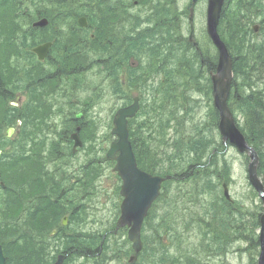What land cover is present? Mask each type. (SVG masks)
I'll return each instance as SVG.
<instances>
[{"label": "trees", "instance_id": "16d2710c", "mask_svg": "<svg viewBox=\"0 0 264 264\" xmlns=\"http://www.w3.org/2000/svg\"><path fill=\"white\" fill-rule=\"evenodd\" d=\"M231 1H235L236 4L232 8H226L225 18L220 23V31L231 35L224 39L233 59L238 61V45L244 33L241 17L244 18L248 12L255 11L258 7L255 5L251 9L247 6L253 0H228V2ZM179 49L181 50L182 46ZM130 50L140 58V61L150 60L151 64L155 65L159 60L155 53L151 54L149 49L140 44L133 45ZM176 59L175 62L170 60V64L182 59L195 62L196 56L188 54L186 57L179 51ZM148 75V73L137 75L133 71L129 75L128 82L144 84ZM181 75L179 78L174 77L170 68L165 75L164 83L160 82L152 93L143 90L140 92L146 104L142 109L143 119L141 122L132 123L130 127V139L139 167L152 174L173 177L171 181L164 184V192L145 227L144 245L148 264H162V261L157 262V256L161 253L159 251H170L171 248L175 251H207L223 255L231 250L230 246L234 243H246L248 247L245 251H255L259 246L255 236V229L259 227V222H248V225L245 217L237 214L231 204L224 202L218 191L219 182L215 178L219 176V173L221 174V164L217 155H212L213 149H219L212 131L216 130L217 112L212 109L211 118L206 123H197L194 118L188 116L186 122L189 120L190 125L188 127L180 125L188 115V102L198 97L190 92L186 94L182 91V84L188 78ZM175 83L178 86L176 89H174ZM190 85L192 83L186 86ZM112 89L115 96H122L118 80H115ZM10 117L13 118L4 109V101L0 98V128L12 123ZM26 119L27 117L23 118V120ZM261 122L263 121L261 120L259 124L252 123L257 145L264 141V124ZM171 127L175 132L173 142L166 140ZM88 128L91 129V127ZM82 137L87 140V136L82 134ZM158 140L162 147L161 157L158 152L160 147L156 145ZM54 149L60 151V148ZM51 160L57 161L54 158ZM33 168L32 176L27 174L22 178L20 183L22 187L16 195V192L11 191L12 173L6 175L5 171H1L0 180L5 182L7 197H0V245L3 246L7 264H48L49 256L51 255V258L54 256L44 243L53 230L60 226L62 217L74 211L72 217L74 224L78 226L87 215L85 207L78 206L80 203L78 199L80 194L84 193L83 191L75 194L71 201L60 200L58 196L62 195L63 190L60 178L54 177L52 171H46L39 161L33 164ZM183 177H185L183 181L190 187L173 191L171 187L173 182L183 183L180 181ZM93 178L90 175L89 180ZM28 184H35V191L46 189L57 198L49 195L34 202V199L30 198ZM192 229L197 231L196 234L199 237L197 241L182 249V245L188 242V236L184 237L182 232L188 234ZM105 233H108V230ZM62 236L66 238L63 240L65 245L63 253L74 255L73 258L83 256L94 258L98 251L102 249L110 251L111 248L107 239L104 243L101 232L84 238L77 233L67 235L64 228H59L57 240ZM164 238L170 244L168 247L162 243ZM71 259L69 258L66 264ZM185 261L186 264H201L197 259Z\"/></svg>", "mask_w": 264, "mask_h": 264}, {"label": "flooded vegetation", "instance_id": "af4514ba", "mask_svg": "<svg viewBox=\"0 0 264 264\" xmlns=\"http://www.w3.org/2000/svg\"><path fill=\"white\" fill-rule=\"evenodd\" d=\"M33 1L27 0L28 8L24 11L19 9L16 15L21 13L31 18L32 12L35 18L33 21L31 18L30 27L40 19L47 20L48 26L31 30L27 20L18 30H27L28 41L37 36V45L34 48L49 42H52L53 46L44 62L49 78L43 83H30L34 86L32 93L36 87L40 89V85L45 86L51 81L55 87L57 80L67 73H80L81 66L77 63L82 62L83 46H88V43L92 48H123L125 56L132 41L146 37L148 32H167L170 27L177 26L178 22L176 9L173 8L174 15L170 13V8L177 4L176 0H44V6L37 9L33 6ZM9 5L10 3H7L6 7ZM83 17L88 23L87 28L80 26ZM152 39L150 37L147 40ZM168 39L169 36L162 37L163 41ZM176 42L174 39L166 46H174ZM117 54L119 55L120 51ZM94 61H98V58H94ZM247 77L251 83L245 82L243 78L237 83V115L241 120L252 118V122H257L252 114L257 109L264 123V78Z\"/></svg>", "mask_w": 264, "mask_h": 264}, {"label": "rangeland", "instance_id": "374dc122", "mask_svg": "<svg viewBox=\"0 0 264 264\" xmlns=\"http://www.w3.org/2000/svg\"><path fill=\"white\" fill-rule=\"evenodd\" d=\"M180 1V7L183 8L187 0H179ZM205 3L203 2L201 4V7L203 8ZM200 22L198 23V39L203 47V41H207L204 33V25L205 21L203 19V16L199 17ZM197 31V26H196ZM183 35L187 36L189 35V27L185 25L183 29ZM204 48V47H203ZM96 73V70H92L87 73L85 77V81L87 82V86L81 91V98L82 100L89 98L93 96L96 98L93 107L90 108V112L87 116V119L90 117L94 120L95 125L97 126V135H98V143H101V148L104 150L107 148L106 140L104 139L111 133L110 130V123L113 120V113L117 111L118 108L121 107L122 104H124V101L121 99H116L112 94V88L110 86V82L107 80L99 77ZM162 80V76H159L157 78V81L160 82ZM94 87H98L99 91L97 93V96L95 95V92H93ZM134 89V87H131ZM202 98L204 99L201 102L204 107L202 111L198 114L199 116L194 117V121L197 123H206L210 120L209 114H210V98L211 94H207V89L205 92H203ZM26 105V98L24 97L22 99L21 107H24ZM146 105V104H144ZM50 108L52 109L50 111L49 116V127L54 131L55 126L57 123H60L63 118H61V115L63 112H71L72 109L68 108V110L62 108V104L60 101H56L54 105H51ZM115 114V113H114ZM39 119V116H38ZM142 117H140V120ZM44 120V117H43ZM43 125V124H42ZM47 126L46 124L44 125ZM214 132V130H212ZM43 133L48 134L49 136H52L53 133L44 132ZM170 134L168 136L169 139H171ZM216 141L219 142V137L215 133ZM41 138H38V141H40ZM112 142V141H111ZM18 143V139H13L11 143L7 146L8 149L12 150L14 145ZM96 143L92 145V150L89 151L90 143L85 146V149H82L80 152H78L76 157H61L57 163H54L52 166H50L53 169H58L59 174L69 169L70 171H67V174H69V177L73 180L74 183H76V179L81 177L82 171L79 170V166L86 163L88 160L94 159L96 163H100L101 160H99L100 157H104L103 150L100 152H96L94 148H97L99 144ZM110 142L108 143V148L110 146ZM46 156V155H44ZM227 160H229L230 168L227 169V174L229 176V179L231 180V186L230 191L233 198L243 200L245 202V205L248 206V210L254 214L259 213L260 211L257 209L259 207L260 201L258 199L251 200L249 198V193L251 192L249 183L246 177V167H245V160L244 157H240L237 155V152L230 148L227 151L226 154ZM68 166V167H67ZM102 175L99 179V182L95 184L92 187V190L87 195H80L79 200L84 202L85 204H88L86 207V213H87V221H91L92 224H86L84 226V229L87 233L94 232L98 234L101 232L103 235L108 227L111 228L113 223L118 218V207L120 205V199H118L116 194V186L118 185V179L117 176L113 173V167L109 163L103 162L102 163ZM70 187V186H69ZM173 191L178 188H187L190 187L188 183H182L178 184L173 182L171 185ZM76 192L79 191V186L76 185ZM90 191V190H89ZM2 197V196H0ZM261 205V204H260ZM253 219V217H251ZM95 226H97L95 228ZM80 227L76 226V224H71L68 229L67 233L70 235H73L74 233H77L80 231ZM186 234V232H184ZM115 236H111L110 239V245L111 251H101L97 253L96 257L92 260H84L82 258H74L72 259L68 264H95L94 262L97 260H100V264H126V253L130 256L131 253L129 251H123L124 249V241L125 237L127 238V230L121 229L117 234H114ZM198 235L193 233L190 234L187 238V241L192 244L198 239ZM57 239L50 240L48 244V248L52 251H58L62 252L64 247L58 246ZM237 248H234L233 251H236ZM232 251V250H230ZM180 254L178 251H174V253ZM185 252V251H183ZM177 254V255H178ZM259 252L257 251V255L254 252L253 257L256 255V259L258 258ZM198 261L201 264H252L251 258L248 253H245L243 251H240L238 254H228L227 256L223 257V255H210L208 253L201 252L198 254ZM181 264V263H180Z\"/></svg>", "mask_w": 264, "mask_h": 264}, {"label": "water", "instance_id": "95a60500", "mask_svg": "<svg viewBox=\"0 0 264 264\" xmlns=\"http://www.w3.org/2000/svg\"><path fill=\"white\" fill-rule=\"evenodd\" d=\"M197 0H194L195 3ZM224 0H209L207 31L218 48L222 57L221 68L218 74L212 76L214 87V104L219 112L220 123L219 129L225 142L229 141L243 153L249 154L251 162L249 164V179L252 185L259 193L264 203V185L260 182L257 175V168L259 165V157L256 152L248 147L244 137L236 128L233 114L230 111L228 101V91L230 86V53L225 43L221 42L215 36L217 31L220 15L222 11ZM44 48L38 49L37 52L41 53ZM139 109L138 100H135L133 106L121 109L118 111L114 119L113 134L119 136V141L113 143L109 152L108 158L114 159L117 162L115 171L123 180L121 188V195L124 197L121 205V217L119 220L120 227L129 226V239L133 242V247L136 252L142 249L141 241V227L145 217L148 214L152 203L159 196V191L164 179L161 177H153L137 168L135 157L132 151L131 143L128 140L127 118L134 117ZM80 116V115H78ZM10 135V133H9ZM75 149L81 146L78 136L75 137ZM119 156H116L117 153ZM225 196L230 199L228 189L225 188ZM261 234L260 245L261 254L258 264H264V214L261 216ZM64 256H60L58 261L54 264H63ZM0 264H5V257L0 247Z\"/></svg>", "mask_w": 264, "mask_h": 264}, {"label": "bare ground", "instance_id": "6f19581e", "mask_svg": "<svg viewBox=\"0 0 264 264\" xmlns=\"http://www.w3.org/2000/svg\"><path fill=\"white\" fill-rule=\"evenodd\" d=\"M168 33L169 35L168 34L166 35L165 33L157 34L152 40L144 39L145 47L149 49L150 52L155 53L159 59L157 63H155V65L151 64L148 67V70L153 73L164 74L167 67H173V64H170L168 60L164 59L165 49H163L162 47L165 46L167 43L172 42V40H174L175 37L177 38L179 37H178V32L175 31L174 27H170L168 29ZM167 36H169V39L163 41L162 37H167ZM215 36L219 38L223 43H226V40L224 38L231 37L229 33L221 32L220 30L215 32ZM182 43L183 46L182 49L180 50L181 53L186 54L187 51H191V53L196 56V61L193 62L186 59H182L173 67L175 75L179 78V76L182 74L184 77H187L193 85L205 86L210 92L214 93V87L210 84L209 75L213 73L218 74L220 71L221 68L220 66L222 63V57L220 52L218 51L215 53H209L205 57H201L198 52H195L194 48L189 43H184V42ZM229 57H230L229 64H230L231 81L228 91V99L234 93H236L238 87L237 83L241 78H243L245 82L251 83L249 77L245 76V73H247L245 69L248 68V64L246 63V60L239 58L240 61L239 62L234 60L231 56ZM175 87L177 88L178 86ZM153 102H151V104ZM203 107L204 105L201 102H198L196 98L190 100V102H188V107H187L188 115L186 116V119L180 123L181 127L184 126L188 127V125H190V121L188 120L186 122L187 117L190 116V118H194L195 116L196 117L199 116L198 114L202 111ZM239 132L244 137V135L240 130ZM71 135L72 132L70 131H65L64 133L65 139H69Z\"/></svg>", "mask_w": 264, "mask_h": 264}]
</instances>
